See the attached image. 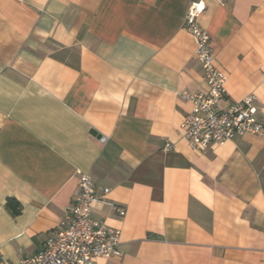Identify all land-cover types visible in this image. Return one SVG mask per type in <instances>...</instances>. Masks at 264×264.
Segmentation results:
<instances>
[{
	"label": "crops",
	"instance_id": "crops-1",
	"mask_svg": "<svg viewBox=\"0 0 264 264\" xmlns=\"http://www.w3.org/2000/svg\"><path fill=\"white\" fill-rule=\"evenodd\" d=\"M194 2L221 106L255 94L264 121V0H0V256L45 248L83 172L121 230L94 264H264V138L198 151L181 128L182 93L207 90Z\"/></svg>",
	"mask_w": 264,
	"mask_h": 264
},
{
	"label": "built area",
	"instance_id": "built-area-1",
	"mask_svg": "<svg viewBox=\"0 0 264 264\" xmlns=\"http://www.w3.org/2000/svg\"><path fill=\"white\" fill-rule=\"evenodd\" d=\"M203 10L201 3L190 4L184 26L197 40L195 57L202 66L207 90L182 93L192 103V109L184 115L181 128L191 146L198 151L212 144L222 145L237 135L253 134L264 138V121L258 118L255 94H249L227 107L221 106L227 95L225 83L228 76L216 65L209 32L198 23ZM172 148V144H166L167 150ZM79 188L56 235L47 239L44 249L17 262L0 256V264H94L99 257H122L121 230L92 216V205L100 197L89 174L79 172ZM109 191L105 188L104 194ZM112 207L120 216L126 215L124 207L117 204H112Z\"/></svg>",
	"mask_w": 264,
	"mask_h": 264
}]
</instances>
